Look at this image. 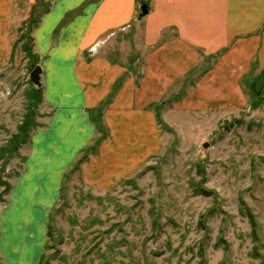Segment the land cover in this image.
I'll use <instances>...</instances> for the list:
<instances>
[{
	"label": "rangeland",
	"instance_id": "rangeland-1",
	"mask_svg": "<svg viewBox=\"0 0 264 264\" xmlns=\"http://www.w3.org/2000/svg\"><path fill=\"white\" fill-rule=\"evenodd\" d=\"M32 13L12 62L0 67V264H264L262 51L260 55L247 42L210 55L199 50L197 66L181 74L152 104L158 106L155 111L161 120L156 150L142 153L117 181L93 179L100 183L86 180L79 162L100 155L107 134L96 133L87 150L72 159L83 134L69 133V139L60 134L64 139L55 152L38 136L33 155L35 133L45 129L53 110L55 115L60 109L43 96L44 74L39 87L30 79L33 70L42 66L32 37L38 9ZM146 16L139 21L143 33L137 44L142 46L148 44ZM69 21H63L56 34ZM257 25V35L262 36L264 24ZM131 32V26L111 32L89 53L118 61L126 44L127 57L133 60ZM142 61L144 57L141 75ZM70 77L58 87L64 94H71ZM210 77L221 79L217 91L201 84ZM33 87L40 90L33 96L37 101L30 100ZM118 89L117 83L93 110L104 127L105 113ZM211 94L218 104L210 105ZM28 119L36 127L15 146L19 128ZM128 120V113L119 112L117 122L123 127L117 142L122 149L108 150L105 145L102 159L93 161L99 175L106 168L101 179L129 155ZM203 189L213 195L199 194ZM245 207L256 218L257 237L252 235Z\"/></svg>",
	"mask_w": 264,
	"mask_h": 264
},
{
	"label": "crops",
	"instance_id": "crops-1",
	"mask_svg": "<svg viewBox=\"0 0 264 264\" xmlns=\"http://www.w3.org/2000/svg\"><path fill=\"white\" fill-rule=\"evenodd\" d=\"M143 4L149 5L145 46L137 44L138 35L143 33L139 30V11ZM34 9H38L39 16L32 37L37 46L36 58L42 62L45 76L43 96L60 111L53 115V110L45 129L41 127L35 133L33 155L38 136L55 152L64 139L61 140L60 134L65 133L68 139L74 132L83 134L85 138L75 148L72 159L87 150L90 138L96 133L107 134L100 155L88 156L79 162V171L88 181H117L134 167L142 153L156 150L160 123L155 111L157 105L152 104L165 96L181 74L197 66L199 50L210 55L225 47L241 48L247 42L253 44L254 51L259 49L260 55L262 51L264 64V32L262 36L257 35L260 30L257 24H264V0H0V67L12 62L17 40L26 35L25 27ZM66 19L70 21L56 34ZM129 26L134 30L131 34L136 58L128 59L126 44L125 53L119 54L118 61L89 53V48L107 34ZM125 34L128 33L121 35ZM143 57L141 75L139 67ZM171 72L176 74L171 76ZM69 77L71 94H64L58 87H64ZM117 83L119 89L110 101L111 109L104 112L107 130L103 122L94 118L93 110L107 100ZM202 83L217 91L221 79L205 78ZM68 95L73 96L71 100H65ZM211 97L210 105L218 104L213 94ZM121 111L130 116L129 155L122 157L110 174L105 173L108 177L101 179L106 168L99 175L92 164L95 159H102L105 145L108 150L122 149V144L117 142L123 127L117 122ZM50 135L52 139L47 141ZM61 168L57 170V178Z\"/></svg>",
	"mask_w": 264,
	"mask_h": 264
},
{
	"label": "trees",
	"instance_id": "trees-1",
	"mask_svg": "<svg viewBox=\"0 0 264 264\" xmlns=\"http://www.w3.org/2000/svg\"><path fill=\"white\" fill-rule=\"evenodd\" d=\"M24 39V38H23ZM29 43V42H28ZM24 46V45H23ZM28 49V46H24V50ZM254 85V83H253ZM37 91H40L39 89H36L35 87H33V90L31 91L30 93V100H34V101H37L36 99L33 98V96H35L36 94H38ZM33 98V99H32ZM163 104H165V102H163ZM257 104H254L252 105L253 107H256ZM30 106V104H29ZM253 109V108H252ZM157 111H158V106H157ZM28 118V117H27ZM25 117V119H27ZM30 119H28L27 121H24L25 123L20 126L19 128V133H18V136H17V139H16V144H14L15 146H19L23 143V140L25 139V137L28 136V134L33 130V128H35L36 126H33L32 123H30L29 121ZM158 121L159 123L161 122L160 120V117H158ZM19 134H21V136L19 137ZM16 136V135H15ZM1 183L2 185L5 187V189L7 190V185L6 183L2 182L1 180ZM198 193L201 194V195H205V196H211L213 195V192L211 191H208V190H198ZM244 215L245 217L248 218L249 220V223H250V226H251V232H252V235L257 237V221H256V218L255 216L253 215V213L251 212V210L248 208V207H245V211H244Z\"/></svg>",
	"mask_w": 264,
	"mask_h": 264
},
{
	"label": "water",
	"instance_id": "water-1",
	"mask_svg": "<svg viewBox=\"0 0 264 264\" xmlns=\"http://www.w3.org/2000/svg\"><path fill=\"white\" fill-rule=\"evenodd\" d=\"M149 12V7L147 4H143L141 9H140V15H139V20H142ZM42 68L41 67H36L33 72L31 73V82L36 86L39 87L41 85V75H42Z\"/></svg>",
	"mask_w": 264,
	"mask_h": 264
},
{
	"label": "bare ground",
	"instance_id": "bare-ground-1",
	"mask_svg": "<svg viewBox=\"0 0 264 264\" xmlns=\"http://www.w3.org/2000/svg\"><path fill=\"white\" fill-rule=\"evenodd\" d=\"M41 190V189H40ZM27 201H29V200H27ZM21 205V204H20ZM26 214V213H25ZM26 216H27V214H26ZM26 219H27V217H26ZM12 245V244H11ZM12 249V248H11ZM14 251V250H13ZM23 257V256H22ZM22 261V260H21Z\"/></svg>",
	"mask_w": 264,
	"mask_h": 264
}]
</instances>
